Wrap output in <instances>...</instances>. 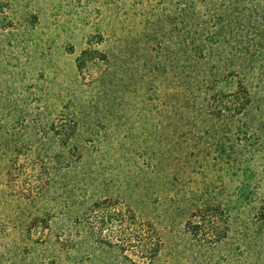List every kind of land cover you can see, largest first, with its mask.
Segmentation results:
<instances>
[{
	"label": "rangeland",
	"instance_id": "rangeland-1",
	"mask_svg": "<svg viewBox=\"0 0 264 264\" xmlns=\"http://www.w3.org/2000/svg\"><path fill=\"white\" fill-rule=\"evenodd\" d=\"M185 1L0 0V264H142L136 248L106 244L119 224L88 213L103 199L154 227V264H264L260 198L237 192L264 182V128L256 120L258 143L244 147L240 134L243 154L218 162L196 117L202 90H182L235 65L226 90L242 79L263 100L264 0H194L198 24L176 30ZM193 42L197 67L183 51ZM86 51L106 59L78 71ZM61 121L75 123L72 138ZM211 200L228 209L221 240L208 227L198 240L185 225ZM40 218L49 228L26 233Z\"/></svg>",
	"mask_w": 264,
	"mask_h": 264
},
{
	"label": "trees",
	"instance_id": "trees-1",
	"mask_svg": "<svg viewBox=\"0 0 264 264\" xmlns=\"http://www.w3.org/2000/svg\"><path fill=\"white\" fill-rule=\"evenodd\" d=\"M185 2V8L182 11L183 14L181 13V16H183L181 21H178L179 19L177 18H171L173 20L170 21L171 27L175 28L176 30L180 29L182 26L187 28L188 26L194 27L198 24V15L196 13L195 6L196 2L194 0H187ZM173 14L176 15L175 12H173ZM215 16L217 17V20H219V16L221 15L215 14ZM225 22L226 21L224 20V23ZM197 34L199 35L198 31ZM192 45L194 46V42ZM183 51L186 55L189 54V57L185 59V62L188 63L191 61L194 62L196 67L199 66L200 63H198V59L201 58V54L204 52L202 48L194 46V48L189 51L187 48H184ZM197 54L199 57H197ZM261 54L264 57V47L262 48ZM98 58L105 60L106 56L97 55V53L90 51L81 53V55L76 60L77 70L81 71L82 68L86 66L87 62L92 63ZM202 58H205V56L203 55ZM261 67L264 69V61L261 63ZM187 70H190V68ZM219 72L229 75H221ZM195 73L196 71L193 72V74ZM237 73L238 69L235 65L232 67H226L225 69H220L218 66H216L213 67V69H210V72L208 73L209 76L207 77L206 81H200L197 77V85H195L190 81V78H192V76H190L187 77L188 80H186L185 84L182 85V90L188 96H195L196 88H198V94L202 90L204 100L201 103L202 105L196 108V117L200 116L202 124V129L200 131L201 134L208 135L209 137L213 138L211 145H209V149L211 150L209 155H211L213 151L217 156L218 162L220 160L224 161L227 157L231 158V154H233L232 157L235 156L236 159L238 156L240 157L243 154L241 148H239V150L235 149L240 145L232 140L240 134L245 138L244 140L246 143L244 147L252 144L256 145L258 143L254 134L256 132V120H259V122H261V125L260 123L259 125L264 128V104L262 103L264 101V95L263 100H254V96L251 94L250 89L248 86H246L242 79L235 83V91H227L226 86H223L224 81H226V84H228L229 76H234V74ZM186 102L189 103L187 98ZM194 106L197 105L193 104V108ZM255 113L259 116H252V114L255 115ZM66 122L67 121H61L59 127L56 125L60 130L58 134L64 140L72 138L76 128L74 125L75 123L73 124V122H68V124H66ZM226 125L229 126L228 131L223 128V126ZM258 130L264 131V129L259 128ZM253 139L254 142H251ZM78 150L79 148L75 146L74 151L78 153ZM261 167H264L263 157ZM250 172V169L247 170V177L249 180H253V175H250ZM237 190V192L241 193L240 196L242 198L248 199L250 201L252 200L253 196H259L261 201V204L259 205V222L264 221V182H260L259 186L254 188L242 186ZM118 206L119 204L117 201L112 199H103L101 201H94V203L88 209V213L91 218L93 217L97 218V220L99 219L101 226H107L108 222H110V224H114V222L119 224V230L116 232L114 241L103 237L106 244L118 249L122 255L125 253V250L134 247L136 248L134 253L141 256V260L145 261L142 262V264L156 263L163 247V243L159 234L152 225L148 223L144 224L137 220L135 213L131 209H125L124 207L118 209ZM196 208L197 210L193 211L191 218L186 222L185 227L187 231L192 234L193 237L197 239L199 238L198 240H200V238L205 233L206 227H208V235H212L213 238H217L215 239L216 241H220L221 229L219 228V225L217 226L218 217L224 216L226 212L228 213V209H226L222 203L212 200L211 202H205L202 206ZM212 218H215L216 221H212ZM112 219L114 222H112ZM38 226H42V229L49 228V221L40 218L38 221L35 223L33 222L30 224V226H28L26 233L28 232V234H30L33 229H38ZM110 226L106 227L107 231H111ZM102 228H99L100 232H103ZM128 261L131 263V260L128 259Z\"/></svg>",
	"mask_w": 264,
	"mask_h": 264
}]
</instances>
